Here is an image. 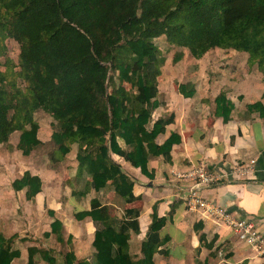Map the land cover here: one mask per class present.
<instances>
[{
	"label": "trees",
	"instance_id": "trees-1",
	"mask_svg": "<svg viewBox=\"0 0 264 264\" xmlns=\"http://www.w3.org/2000/svg\"><path fill=\"white\" fill-rule=\"evenodd\" d=\"M160 36L176 47H187L197 58L217 47L247 52L249 65H257L264 74V0H0V47L7 37L20 44L16 75L26 84L25 89L17 87L0 62V144L19 130L17 147L29 156L41 144L35 113L42 109L54 119L52 138L61 156L69 153L70 144H80L79 171L86 170L91 177L80 194L100 191L112 181L120 196L133 201L136 179L114 155L152 179L149 159L163 155L170 161L173 145L181 141L175 133L162 144L157 141L172 118H159L150 126L161 105L157 82L165 59L154 42ZM182 57L179 52L174 61ZM113 72L118 73L119 84ZM178 89L186 98L196 92L191 82L178 83ZM215 102L217 114L230 121L233 100L221 92ZM247 109L249 115L257 112L264 118L261 101L248 104ZM12 186L27 188L30 200L41 192L42 180L26 171ZM91 205L75 216L78 220L89 216L96 225L92 243L96 264H154L155 253L170 241V236L160 237L168 219L159 217L155 206L142 242L143 257L136 259L129 241L131 230L140 231L139 212L129 209L127 214L133 218L116 225L108 205L97 198ZM49 213L54 215L53 210ZM199 228L196 224L195 229ZM51 232L64 241L60 219L54 218ZM17 239L26 238L0 233V264H12L21 256L14 247ZM67 241L72 242L71 235ZM28 252L27 264H35L37 254L48 264L77 260L74 251L67 252L61 262L51 249L30 246Z\"/></svg>",
	"mask_w": 264,
	"mask_h": 264
},
{
	"label": "crops",
	"instance_id": "crops-1",
	"mask_svg": "<svg viewBox=\"0 0 264 264\" xmlns=\"http://www.w3.org/2000/svg\"><path fill=\"white\" fill-rule=\"evenodd\" d=\"M229 50L235 49L217 47L207 52L209 55L217 52V56H213L216 64H211L212 70L208 72H204L202 64L205 55L203 58H195V62L192 60V68L189 70L174 69L168 71L166 77L165 74L159 75L161 79L158 77L157 85L161 105L155 109L150 126L159 118H172L166 125L165 133L159 135L157 141L159 144L164 143L172 133L179 135L181 141L173 145L170 161L163 155L149 159V171L154 173L152 179L144 175L140 168L114 155L123 168L136 179L133 201H129L128 196H120L112 181L100 191L91 189L85 195L80 194L86 190L91 177L86 170L79 171V142L70 144L69 153L65 156L58 155L55 162L49 155L39 159L36 157L39 146L53 145V149L56 147L52 138L54 119L44 110L41 112L47 114V117L50 116L52 122L42 127L38 122L37 135L41 144L29 156L20 155L18 143L14 145L8 142L13 145L11 153L18 155L23 166V172L15 179L30 171L42 180L41 192L30 200L27 198V188L15 190L12 186L15 179L12 180L7 185L10 200L0 202V220L6 221V226L10 225L11 232L7 234V229H0V233L6 237L18 234L20 238H29L23 240L27 244L29 242L28 245L17 247L14 244L15 248L21 250V256L15 258L12 264L18 263L21 258L25 259L21 263L27 264L28 248L41 247L34 239L43 237L39 232L42 231L46 238L53 235L57 238L51 232V225L43 227L46 210L47 215L53 210L54 215L50 214L53 220L58 218L63 222V229L69 231L68 236H72V245L79 243L76 237L82 239L77 250H69L74 251L77 257L74 264H80L79 260L96 264L92 247L96 225L89 216L82 220L75 216L79 211L90 210L93 198H97L102 205H108L110 210H115V213L111 211V216L116 225L133 218L127 214L129 209L139 212L137 221L140 231L135 233L131 230L129 241L130 253L136 259L143 257L142 242L147 238L156 206L158 216L168 219L159 231L160 237L170 236V241L155 253L154 264H264V256H259L251 247L241 242L227 226L205 218L199 210L186 206V190L179 178V174L186 173L198 163L223 166L227 170L237 162L248 164L249 169L245 173H236L229 181L207 187L203 190V195L207 200L227 206L242 216L253 218L264 229V118L257 112L249 115L247 109L250 103L261 101L264 104V74L258 67L255 70L249 69L247 52L235 50L236 53L228 54L226 51ZM183 52L187 53L186 50ZM237 53H241V60H238ZM186 57L183 54L178 63L183 62ZM244 61L247 66L244 71L235 70L230 65H243ZM186 78V82L183 81ZM187 82L195 86L196 92L191 98L184 97L178 89V83ZM221 92H225L235 103L228 122L217 114L215 100ZM68 132L67 129H62L63 134L67 135ZM120 143L124 144L122 140ZM4 145L0 144L3 148ZM261 158V167H258L257 163ZM65 174L68 176L65 177ZM63 187L66 189L65 193L60 194L64 191ZM61 195L66 199H61ZM121 198L126 203L125 207H121L118 202ZM6 201L9 206L7 213L5 207H2L7 206ZM196 224L200 226L198 230L195 229ZM201 235L204 236L202 241ZM57 241L63 243L58 239Z\"/></svg>",
	"mask_w": 264,
	"mask_h": 264
},
{
	"label": "rangeland",
	"instance_id": "rangeland-1",
	"mask_svg": "<svg viewBox=\"0 0 264 264\" xmlns=\"http://www.w3.org/2000/svg\"><path fill=\"white\" fill-rule=\"evenodd\" d=\"M155 44L158 46L159 48V55L161 58L165 59V62L162 63L160 65V74H165V77L168 75V71H173L174 69H191L192 68V60L195 62L197 57H195L191 51L187 48V47H181L178 48L172 44H170L165 36H160L154 39ZM3 46L0 47V62L2 64L1 69L8 73L9 78H11L15 83V85L19 88L25 89L26 84L23 81V79L21 77H18L16 75V72H19L20 68L18 67L19 64V55H20V44L14 40L13 38L7 37L6 39H2ZM122 45L125 46V42H122ZM183 50H186L187 53H184ZM225 51V50H224ZM179 52H183L184 55H187L186 58H184L183 62H175L174 58L177 54H179ZM228 54L230 52L236 53L237 51L235 50H229L226 51ZM208 54V55H207ZM239 58L238 60H241V53H237ZM206 55V57L203 59V67H204V72H208L209 70H212V65L211 64H216V62L214 61V57L213 56H217V52H213L212 54L209 55V53H206L203 55V57ZM202 57V58H203ZM201 58V57H199ZM243 59V58H242ZM249 64V63H248ZM233 67H235V70H242L244 71L245 68H247V66L245 65V61L242 65V63H238V66L235 65V63L230 64ZM150 66H152V64H150ZM243 68V69H242ZM257 65H253L250 66L249 65V69H256ZM253 73V72H252ZM115 76V81L116 84H119L120 81L118 79V73L117 72H113L112 73ZM254 74L257 75V73L255 72ZM161 79V76L159 77ZM187 78L184 79L183 81L186 82ZM124 86L131 90L132 87L129 83L124 82ZM112 85L109 87V92L112 91ZM9 90L13 89L14 87L10 88L9 86L7 87ZM38 111V110H37ZM35 113V119H37V122H40L41 127L43 125H47V123L52 122V118L47 114H43L42 109L38 111V113ZM12 114V112L10 113ZM154 119V117L152 116V120ZM50 127V124H49ZM56 129H59V125L56 124ZM52 129L53 126H52ZM20 136V131L16 130L15 132H13L10 137H9V141L13 143L14 145H16L18 142L17 140L19 139ZM4 143V148L3 146H0V198H2L0 200V202H2V200H10V196L7 193L8 191V186L9 182H11L12 180L15 179V177H17V175L21 172H23V166L20 164L19 162V157L17 154L11 153L13 151L12 147L13 145L11 143ZM56 147L53 149V145H48V146H39L38 148V155H36V157L42 158L43 156H47L49 155L50 157H53V162H55V158L58 157V155H60V152L58 153L57 149H58V145H55ZM17 148V147H16ZM19 153H21L20 155H22L23 153L19 151ZM24 155V154H23ZM22 155V156H23ZM25 157V156H24ZM9 164V165H8ZM11 165V166H10ZM73 174V171H72ZM68 174H65V177H67ZM74 177V176H73ZM83 185H81L82 187ZM64 188V187H63ZM65 188L64 191L60 194H64L65 193ZM186 190V189H185ZM64 198L66 199L63 195H61V199ZM5 202V201H4ZM2 202V203H4ZM119 204L121 205V207H125L126 203L121 199L118 200ZM7 203V201H6ZM1 204V203H0ZM5 207V211L7 213L8 209V203L7 206H2ZM18 208V207H17ZM110 211H112V213H115V210L111 209ZM45 215H44V226L45 228H47L48 226L51 225V223L53 222V218H51V215H47L46 213L48 212L47 210L44 211ZM1 216V213H0ZM6 221H3L2 219L0 220V229H7V234L11 233L10 232V225L6 226ZM30 223V222H29ZM68 228H72L73 227H68ZM64 231V236L65 239L63 241V243H59L57 241V238L53 235V237L50 238H46L44 237V235L42 234V231L39 232L38 234L43 236L42 238H34L33 235H30V237L35 239V242L37 244H39L41 246V248H45V249H51L53 250V253L56 255L57 259L61 262L64 259L65 253L69 252V250H72L73 248H76V250L79 247V243H81L82 239H79L76 237V239H78L79 243L76 244H71L69 243L66 239L69 238V231H67L65 228L63 229ZM29 240V238H26ZM31 239V238H30ZM32 240V239H31ZM26 242H23L21 239H17L15 242V246L17 247H21L22 245H26ZM29 244V242H28ZM27 244V245H28ZM27 261V260H26ZM21 262H25V259L21 258L20 261L16 264H20ZM28 262V261H27ZM22 264V263H21ZM35 264H48L47 261L43 260L41 258V256L39 254L36 255L35 257Z\"/></svg>",
	"mask_w": 264,
	"mask_h": 264
},
{
	"label": "built area",
	"instance_id": "built-area-1",
	"mask_svg": "<svg viewBox=\"0 0 264 264\" xmlns=\"http://www.w3.org/2000/svg\"><path fill=\"white\" fill-rule=\"evenodd\" d=\"M248 169V164L238 162L228 170L223 166L198 163L186 173L179 174V178L186 189L184 201L189 209L199 210L203 217L224 224L241 242L251 247L259 256H264V229L258 222L238 214L227 206L207 200L203 195V190L207 187L229 181L236 173H245Z\"/></svg>",
	"mask_w": 264,
	"mask_h": 264
},
{
	"label": "clouds",
	"instance_id": "clouds-1",
	"mask_svg": "<svg viewBox=\"0 0 264 264\" xmlns=\"http://www.w3.org/2000/svg\"><path fill=\"white\" fill-rule=\"evenodd\" d=\"M175 46V45H174ZM178 48H181V47H178Z\"/></svg>",
	"mask_w": 264,
	"mask_h": 264
}]
</instances>
